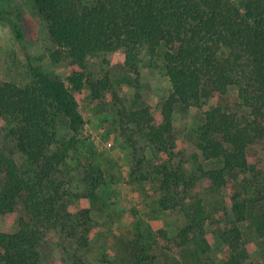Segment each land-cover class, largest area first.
Listing matches in <instances>:
<instances>
[{
	"label": "trees",
	"instance_id": "obj_1",
	"mask_svg": "<svg viewBox=\"0 0 264 264\" xmlns=\"http://www.w3.org/2000/svg\"><path fill=\"white\" fill-rule=\"evenodd\" d=\"M32 1L45 21L50 41L65 50L70 67L89 59L108 65L107 57L115 56L134 73L143 61L152 68V58L163 47L161 58L170 92L156 120L148 107L126 109L107 71L96 78L73 69L62 80L30 65L28 84H0V117L15 121L9 134L23 159L20 167L0 148V216L13 215L19 202L28 216V220L18 218L15 233L0 231V264H40L39 246L51 230L72 239L74 251L88 246L89 208L79 209L75 223L69 224L70 216L57 210L60 186L53 183L51 192L44 190L72 147V138L60 140L56 135L59 119H65L73 136L84 125L75 97L83 90L94 101L109 96L118 121L153 149L151 170L146 172L136 142L121 130L132 150L131 175L135 181L158 182L161 210L181 207L202 183L226 191L229 211L223 208L208 214L199 200L188 206L189 223L176 235L179 244L197 242L203 235V221L213 217L219 226L223 264H254L239 228L250 199L231 185L236 173L248 169L247 149L264 143V0H92L83 10L75 0ZM0 19L14 40L21 42V8H0ZM232 86L237 88L238 106L246 115L219 106L204 111L196 141L186 150L190 164L186 171L176 157L174 143L167 139L176 105L200 108L202 87L224 94ZM206 163L214 166L207 168ZM87 178L84 196L94 199L102 174L89 167ZM255 198L264 206V180ZM153 259L136 255L130 264Z\"/></svg>",
	"mask_w": 264,
	"mask_h": 264
},
{
	"label": "rangeland",
	"instance_id": "obj_2",
	"mask_svg": "<svg viewBox=\"0 0 264 264\" xmlns=\"http://www.w3.org/2000/svg\"><path fill=\"white\" fill-rule=\"evenodd\" d=\"M91 1L75 0L80 10ZM14 6L22 10L20 26L24 36L21 42L15 41L9 26L0 19V84H28L31 81L30 65L62 80L73 69L85 71L96 78L107 71L126 109L148 107L154 118L159 119V108L170 92L161 58L163 47L158 48L152 58V68L143 61L134 73L128 72L122 59L115 56L107 57L108 65L89 59L70 67L65 50L50 41L45 21L33 1L0 0V8ZM75 97L84 125L73 136L65 119H59L56 135L60 140L72 138V147L58 173L44 185V190L51 192L53 183L60 186L62 199L57 210L70 216L69 224L75 223L73 217L79 209L89 208L92 228L87 248L79 251H74V241L59 230L48 231L39 246L40 264H130L136 255L154 257L151 263L146 260L143 264H223V245L217 237L219 226L213 217L203 221V235L195 243L182 246L176 235L189 223L186 210L195 200L201 202L202 209L208 214L214 215L223 208L229 211L226 191L202 183L181 207L161 210L157 203L160 197L158 182L154 179L135 181L131 175L134 167L132 150L121 130L136 142L135 149L138 157L143 159L146 172L151 170L153 149L130 127L118 121L109 96L94 101L89 92L83 90ZM238 102L234 86L224 94L202 87L200 108L176 105L172 115L173 129L167 139L174 143L176 157L183 161L186 171L190 169V164L186 162V150L196 141L197 128L204 121L203 112L219 106L226 112L246 115ZM14 122L0 117V148H4L21 167L23 159L9 134ZM246 154L248 169L235 174L231 188L243 191L250 199L245 220L239 228L250 260L254 264H264V206L255 201L256 188L264 180V143L251 146ZM205 165L207 168L214 166L213 163ZM89 167L99 170L103 178L94 199L84 196L88 192ZM18 218L28 220L21 202L13 215L0 216V231L15 233Z\"/></svg>",
	"mask_w": 264,
	"mask_h": 264
},
{
	"label": "crops",
	"instance_id": "obj_3",
	"mask_svg": "<svg viewBox=\"0 0 264 264\" xmlns=\"http://www.w3.org/2000/svg\"><path fill=\"white\" fill-rule=\"evenodd\" d=\"M201 94V93H200Z\"/></svg>",
	"mask_w": 264,
	"mask_h": 264
}]
</instances>
